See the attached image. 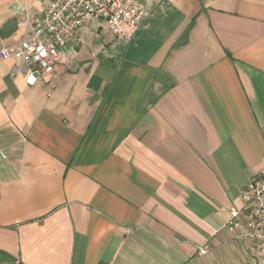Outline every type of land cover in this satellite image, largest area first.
Returning <instances> with one entry per match:
<instances>
[{
  "label": "crops",
  "instance_id": "1",
  "mask_svg": "<svg viewBox=\"0 0 264 264\" xmlns=\"http://www.w3.org/2000/svg\"><path fill=\"white\" fill-rule=\"evenodd\" d=\"M49 0H0V48ZM28 86L0 63V251L20 264H264L222 226L264 180V0H142ZM206 247L199 255L197 249Z\"/></svg>",
  "mask_w": 264,
  "mask_h": 264
},
{
  "label": "built area",
  "instance_id": "2",
  "mask_svg": "<svg viewBox=\"0 0 264 264\" xmlns=\"http://www.w3.org/2000/svg\"><path fill=\"white\" fill-rule=\"evenodd\" d=\"M148 16L142 0H49L29 39L0 48V63H22L25 83L33 86L54 75L59 51L88 22L102 21L116 43L126 47ZM241 199L242 207L230 210L222 228L264 260V180H252ZM197 252L204 255L207 248Z\"/></svg>",
  "mask_w": 264,
  "mask_h": 264
},
{
  "label": "trees",
  "instance_id": "3",
  "mask_svg": "<svg viewBox=\"0 0 264 264\" xmlns=\"http://www.w3.org/2000/svg\"><path fill=\"white\" fill-rule=\"evenodd\" d=\"M0 263L1 264H4V263L5 264L6 263L7 264H20V263H17L13 257L1 251H0Z\"/></svg>",
  "mask_w": 264,
  "mask_h": 264
},
{
  "label": "rangeland",
  "instance_id": "4",
  "mask_svg": "<svg viewBox=\"0 0 264 264\" xmlns=\"http://www.w3.org/2000/svg\"><path fill=\"white\" fill-rule=\"evenodd\" d=\"M1 264V263H0ZM5 264V263H4ZM7 264V263H6Z\"/></svg>",
  "mask_w": 264,
  "mask_h": 264
}]
</instances>
